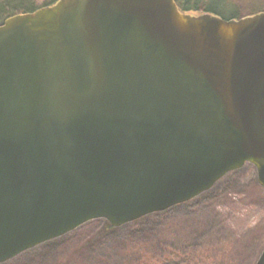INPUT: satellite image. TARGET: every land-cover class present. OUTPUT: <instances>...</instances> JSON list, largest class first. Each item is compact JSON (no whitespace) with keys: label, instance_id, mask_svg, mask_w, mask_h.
<instances>
[{"label":"water","instance_id":"obj_1","mask_svg":"<svg viewBox=\"0 0 264 264\" xmlns=\"http://www.w3.org/2000/svg\"><path fill=\"white\" fill-rule=\"evenodd\" d=\"M245 164L264 187V12L58 0L0 26V264L189 202Z\"/></svg>","mask_w":264,"mask_h":264},{"label":"rangeland","instance_id":"obj_2","mask_svg":"<svg viewBox=\"0 0 264 264\" xmlns=\"http://www.w3.org/2000/svg\"><path fill=\"white\" fill-rule=\"evenodd\" d=\"M145 217L111 229L91 220L2 264H255L264 248V187L251 164Z\"/></svg>","mask_w":264,"mask_h":264},{"label":"trees","instance_id":"obj_3","mask_svg":"<svg viewBox=\"0 0 264 264\" xmlns=\"http://www.w3.org/2000/svg\"><path fill=\"white\" fill-rule=\"evenodd\" d=\"M57 1L0 0V26L11 16L34 12L39 8L53 5ZM175 2L181 12L193 15L209 13L226 20H239L264 12V0H175ZM106 225L107 229L112 228L108 222ZM145 259L148 263L153 261L149 257H145Z\"/></svg>","mask_w":264,"mask_h":264}]
</instances>
